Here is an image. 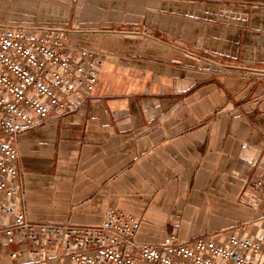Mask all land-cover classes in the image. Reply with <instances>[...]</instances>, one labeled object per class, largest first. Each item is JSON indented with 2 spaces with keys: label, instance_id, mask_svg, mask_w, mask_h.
<instances>
[{
  "label": "crops",
  "instance_id": "crops-1",
  "mask_svg": "<svg viewBox=\"0 0 264 264\" xmlns=\"http://www.w3.org/2000/svg\"><path fill=\"white\" fill-rule=\"evenodd\" d=\"M0 14V27L67 28L70 49L104 62L84 103L17 136L11 206L89 227L123 212L142 223L138 246L261 238L264 0H0ZM26 249L0 238V264L55 262L11 258Z\"/></svg>",
  "mask_w": 264,
  "mask_h": 264
},
{
  "label": "built area",
  "instance_id": "built-area-1",
  "mask_svg": "<svg viewBox=\"0 0 264 264\" xmlns=\"http://www.w3.org/2000/svg\"><path fill=\"white\" fill-rule=\"evenodd\" d=\"M69 34L59 26L0 27V238L10 245H27L11 258L28 253L43 259L55 254L54 264H262L264 234L258 241L235 234L221 244L211 238L188 243L169 234L159 246H138L135 237L142 223L123 212L109 211L97 226H76L31 222L8 203L17 195L20 177L17 136L50 122L54 111H67L73 98L84 103L99 81L103 57L88 49H70ZM86 59H94L97 68H87ZM254 185L262 187V182Z\"/></svg>",
  "mask_w": 264,
  "mask_h": 264
},
{
  "label": "rangeland",
  "instance_id": "rangeland-1",
  "mask_svg": "<svg viewBox=\"0 0 264 264\" xmlns=\"http://www.w3.org/2000/svg\"><path fill=\"white\" fill-rule=\"evenodd\" d=\"M0 15H2V14H0ZM4 15V14H3Z\"/></svg>",
  "mask_w": 264,
  "mask_h": 264
}]
</instances>
